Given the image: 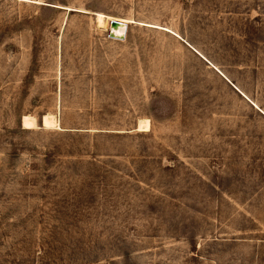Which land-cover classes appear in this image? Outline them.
<instances>
[{
	"label": "rangeland",
	"instance_id": "374dc122",
	"mask_svg": "<svg viewBox=\"0 0 264 264\" xmlns=\"http://www.w3.org/2000/svg\"><path fill=\"white\" fill-rule=\"evenodd\" d=\"M0 264H264V0H0Z\"/></svg>",
	"mask_w": 264,
	"mask_h": 264
},
{
	"label": "bare ground",
	"instance_id": "6f19581e",
	"mask_svg": "<svg viewBox=\"0 0 264 264\" xmlns=\"http://www.w3.org/2000/svg\"><path fill=\"white\" fill-rule=\"evenodd\" d=\"M102 18H103V14L97 13V16H96L97 26L106 29V26H107L106 22L107 21L104 22ZM108 21L110 22L109 31H110L111 35H113L116 38H120V37H123L125 35L126 28H127L126 23L128 22V20H126L124 18H118V17H108ZM111 21H115V23H112ZM42 122H43V125H46V126L56 125L55 117L50 113L43 115ZM22 124L25 128H34L37 126L35 117L32 115H29V114L23 115ZM138 126H139V129L143 128L145 131L148 130V128H149L148 119L140 118L138 121Z\"/></svg>",
	"mask_w": 264,
	"mask_h": 264
},
{
	"label": "water",
	"instance_id": "95a60500",
	"mask_svg": "<svg viewBox=\"0 0 264 264\" xmlns=\"http://www.w3.org/2000/svg\"><path fill=\"white\" fill-rule=\"evenodd\" d=\"M112 23H115V21H111ZM110 34V33H109ZM110 36L114 37L113 35L110 34Z\"/></svg>",
	"mask_w": 264,
	"mask_h": 264
}]
</instances>
